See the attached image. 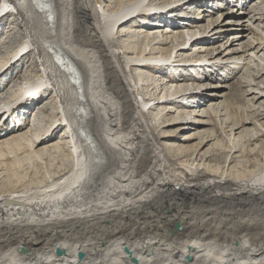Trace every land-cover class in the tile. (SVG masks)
<instances>
[{
	"label": "bare ground",
	"instance_id": "6f19581e",
	"mask_svg": "<svg viewBox=\"0 0 264 264\" xmlns=\"http://www.w3.org/2000/svg\"><path fill=\"white\" fill-rule=\"evenodd\" d=\"M155 1L0 0V21L14 15L22 36L14 44L12 28H0V36L6 35L0 45L9 50L0 51L2 87L12 80L2 76L28 56L37 68L33 76L27 70L17 72L18 85H7L6 90L0 86V122L19 110L24 119L33 110L50 111L52 119L38 134H32L36 126L25 128L20 121L11 129H0V264H264V149L256 156L259 160L252 158L255 149H248L250 139L264 137L259 128L264 129V123L258 128L252 124L254 134L247 130L254 119L264 117L263 82L253 83L254 66L237 79L243 101L238 111L221 92L213 91L208 96L212 98L194 104L192 95L197 92L181 95L185 89L177 82L182 80H168L164 84L170 85L162 88L164 80L155 77L156 71L141 76L144 70H167L177 61L184 62L183 67L206 66L200 64L205 59L196 55L181 59L198 45L208 56L216 51L207 49L212 40L199 38L196 29L212 27L210 35L228 37L241 26L239 14L264 29V0H225L235 9L224 13L220 12L224 0H210L218 3L219 15L208 16L205 26L192 17L183 24H171L165 17L166 25L153 24L157 31H143L141 26L140 47L133 49L130 45L139 38L128 23L137 18L144 23L155 6L177 3ZM205 1L185 0L169 15L184 5L200 8ZM164 26L167 32L162 34L158 28ZM258 30L249 37L231 35L223 52L228 60L246 56L248 63L256 62V75L263 77L264 36ZM167 35L178 41L176 47L162 49L173 43L170 38L167 42ZM184 35L189 40L182 43ZM243 38L246 41L237 43ZM235 43L238 47L229 48ZM211 60L223 61L216 55ZM155 88L157 94L152 93ZM218 88L228 87L210 85ZM186 95L192 98L188 104L181 102ZM48 97L51 107L43 102ZM217 98L222 100L212 103ZM151 102L155 104L149 106ZM207 102L208 108L200 109ZM257 103L261 107L255 110ZM186 108L193 110L184 114ZM165 111L170 114L158 124L157 117ZM220 116H228L223 118L224 128L217 123ZM174 125L181 131L203 130L190 135L198 136L191 146L168 144L163 149L153 133L161 126L160 137L169 140L175 131L169 127ZM211 141L215 142L207 146ZM100 182L105 184L98 187Z\"/></svg>",
	"mask_w": 264,
	"mask_h": 264
},
{
	"label": "rangeland",
	"instance_id": "374dc122",
	"mask_svg": "<svg viewBox=\"0 0 264 264\" xmlns=\"http://www.w3.org/2000/svg\"><path fill=\"white\" fill-rule=\"evenodd\" d=\"M158 1V2H157ZM163 0H156L153 4H156V3H160V2H162ZM165 1H168V0H165ZM173 1H176L177 3H174ZM183 1H185V0H182V1H178V0H172V2L173 3H171V4H166V5H162V6H165V8H168V9H166L165 10V8H163V7H161V6H155L154 7V9H152V13L149 15V14H147V16L145 17V18H147L146 19V21L144 22V23H142L140 20H139V18H137L136 19V21L137 22H135V23H128L127 25L129 26V27H132V29H131V31L133 30H135V32H133V34L135 35V39H137V38H139L138 39V41H137V44H135V46H134V44L132 43L131 45H130V47H133V49H139L138 47H140V42H141V38L142 37H138V31L139 30H141L140 29V27L141 26H143V27H141V28H143V31H146V29H144V28H152V30H155V31H157L156 29H154V27H153V24H155V23H162L161 25H166V24H164V18L165 17H167V18H169L170 19V23L171 24H178V23H180V24H183V23H181V22H183V21H186V20H189V17H192V18H196V19H199V20H201V22L199 23V25H206V21H207V17L208 16H213V17H216V16H218L219 14L217 13V10H216V8L218 9L219 7L217 6V2H215V3H212L210 0H207V1H205V4H203L204 6H202V7H197V6H187V5H184L182 8V10H180V11H178L176 14H180V13H183L184 14V17H181V16H177L176 14V16L175 15H169V12L170 11H174V10H176V8H177V10H178V8L180 7H176V5H178V3H182ZM187 1V0H186ZM225 1V0H224ZM253 1V0H252ZM254 1H258V0H254ZM148 2V0H146V2H145V4ZM229 2V1H228ZM184 3V2H183ZM250 3V2H249ZM107 2H105V5L107 6ZM191 3H188V5H190ZM246 4H248V1H247V3ZM109 5H111L110 7H112L113 5H114V3L113 2H110V4ZM108 5V6H109ZM240 6H242L243 4L241 3V4H239ZM182 6V5H181ZM191 7H193V8H191ZM229 7V8H228ZM246 8V7H245ZM244 8V9H245ZM235 8H233V6L232 5H230V6H226V1L224 2V4H223V7H221V10H220V12H222V13H224V12H231V10H234ZM229 10V11H228ZM239 12H241L242 10H238ZM150 12V11H149ZM236 13V11L233 13V14H235ZM156 15L157 16V18L155 17V19L154 18H152L153 17V15ZM152 15V16H151ZM216 15V16H215ZM187 16V17H186ZM202 16H204V18H202ZM238 16V18L237 19H239V24L241 25V26H236L235 27V29L234 30H231V32L228 34L229 36V38L228 37H226V36H219V35H210L208 32L212 29V27L210 28V29H205L204 27H202V28H198V29H196V31H195V33L197 34L198 32L200 33V34H198L199 35V38H200V36L203 38H207V39H210V40H212L211 42H210V44L209 45H207V49H208V47H215L214 49L216 50L214 53H213V55H210V56H208V54H207V52H202V51H200V50H198V47H201V46H197L194 50L195 51H189L188 53H186V54H184L183 55V57H181V59H187V58H192V57H195V55L197 56V58L198 57H200V58H204L205 60H204V62L203 63H201L200 62V64H205L206 66H203V67H197V66H185V67H183V65L182 64H184V62H179V61H177V62H172V67H170L169 69H167V70H158L157 68H155V69H152L151 71L149 70V71H147V70H144L143 72H141V76L142 77H145L147 74H150V75H152L155 71V74H157L155 77H157L158 76V78L159 77H161V79H163L164 81H163V84H162V88L166 85V84H168V83H166V84H164L165 82H167L168 80H173V79H175V80H182V81H179V82H177L178 84H177V86L178 85H183V89H185V90H183V91H181L180 93H181V95L182 94H186V93H188L187 95H189V93H192V91H196L197 92V94H195V95H192V96H194L195 97V99H193L194 101V104H197L198 103V101H200L201 99H203V98H207L208 96H209V94H212L213 93V91H218V93H222V95H226L227 97H225V99L227 100V101H230V102H232L231 103V105L232 104H236V106H235V110H241L240 109V107H242L241 105L243 104V101H242V98H241V92H240V90H239V88H238V80L240 79V77L242 76V72H243V70L244 69H246V68H248L249 66L251 67H253V69L254 68H256V66H255V64H256V62H252V60H251V63H248V59H246L247 57L245 56H243L242 58H239L238 60H233V59H231V60H228L227 58H228V55L227 56H224L225 55V52H223V50L230 44V42H231V35L233 36V37H236V36H240V35H242V34H244V35H246V37H249L251 34V32H255L256 30H258L259 28H260V30H264L263 28H262V26H263V24H255V25H257V26H255V25H252V23L253 22H249V21H247V19H248V15H245V14H239V15H237ZM15 17H14V15L12 16V15H9V17L7 18V19H3L2 21H0V28L2 27V26H4V27H10V28H12V33L13 32H15V35H14V39H13V42H14V44H17L18 42H19V40H21L20 38H22V36H21V34L20 33H18L19 31H18V27H17V24H16V21H15ZM154 19V20H153ZM203 19V20H202ZM221 20V19H220ZM242 21V22H241ZM154 22V23H153ZM141 23L143 24V25H141ZM166 23V22H165ZM148 24V25H147ZM151 24V25H150ZM146 25V26H145ZM152 26V27H151ZM181 26V25H180ZM183 26H185V25H183ZM251 28V29H250ZM118 29V27H116L115 28V30H114V32L113 33H116V30ZM158 29H160L161 31H162V34H164L165 33V31L167 32V28L164 26V27H160V28H158ZM250 29V30H249ZM138 30V31H137ZM168 30H171V28H168ZM247 30V31H246ZM249 30V31H248ZM251 30H253V31H251ZM137 31V32H136ZM155 31H153V32H155ZM121 32V30L119 29V33ZM204 32L206 33V34H204ZM238 33V34H234V33ZM242 32V33H241ZM260 32H262V31H259L258 30V33H260ZM249 33V34H248ZM260 34H262V36H264V33H260ZM197 35V36H198ZM118 36V35H117ZM116 36V37H117ZM5 37H6V35H4V34H1V36H0V41L1 40H4L5 39ZM115 37V38H116ZM163 37L165 38L166 36L165 35H163ZM163 38V39H164ZM167 38H168V40H167V42H170L171 40L173 41V43H171V44H169V45H166L165 47H162V49H167V48H170V46L171 45H173L174 47H176V45H178V41H174V39L171 37V36H169V35H167ZM169 38H170V41H169ZM218 38V39H217ZM229 39V40H228ZM118 40V39H117ZM120 40V39H119ZM188 40H189V37H187L186 35H184V39H183V41L181 40V42L183 43V42H188ZM244 41H246V38H243V39H240V40H238V42L237 43H242V42H244ZM237 43H235L234 44V46H232V47H229V48H236V47H238V46H236V44ZM220 44L222 45V47H220ZM227 44V45H226ZM8 45V44H7ZM214 45V46H213ZM1 46V45H0ZM5 45L3 46H1L0 47V51H1V53H3V54H6L9 50L7 49V50H5ZM151 47H152V45H151ZM167 47V48H166ZM203 47H206V46H203ZM150 48V47H149ZM113 49H115V53L117 52V53H119L120 52V50H118V48H114L113 47ZM201 49H205V48H201ZM216 55V57H219V58H221V61L222 62H215V60L213 61V60H211L214 56ZM241 55V53H239V54H235V56L237 57V56H240ZM249 55V54H248ZM249 56H252V58H253V60H256L255 58H254V56L253 55H249ZM123 58L124 57H122L121 58V54H120V56L118 57V61H120V64H121V62L123 61ZM223 58V59H222ZM180 59V58H179ZM176 60V59H175ZM178 60V59H177ZM208 60V61H207ZM24 63L20 66V65H16L12 70H10V71H8L6 74H4L2 77H5V76H7V77H10L12 80L10 81V82H6L5 84H4V87H2L3 85H2V83H0V86L2 87V89H4L5 88V90L8 88V86L10 87L12 84L13 85H15V84H17L18 85V83L20 82V80H18L17 78H15V76L17 75V72H18V74H22V73H24L26 70L27 71H29V73L31 74V76H33V75H35L37 72H35V71H37V68L36 67H34V66H31L32 64V62H33V60H32V57L31 56H28V58H26L24 61H23ZM207 62V63H206ZM208 62H209V64H208ZM212 64H215L214 66L212 65ZM30 66L31 67H33V69H30ZM223 66H225L226 67V69H222L223 68ZM210 67H212V68H210ZM251 67V68H252ZM19 68V69H18ZM241 68V69H240ZM163 69V68H162ZM171 69H173V71L171 70ZM252 69V70H253ZM32 70V71H31ZM157 70H158V72H157ZM232 70V71H231ZM250 71V72H252L251 73V75H254V82L253 83H255V84H257V83H260V82H263V85L262 84H260L261 85V87L260 88H264V75H263V77H262V74H260V75H256L257 74V72H256V70L257 69H254V72L253 71ZM153 71V72H152ZM162 71V72H161ZM210 72V73H209ZM238 72V73H237ZM128 73V72H127ZM237 73V74H236ZM15 74V75H14ZM224 74V75H223ZM230 74H231V77L232 78H229V76H230ZM233 74V75H232ZM217 75H219V76H217ZM240 75V76H239ZM14 76V77H13ZM124 76L127 78V74H124ZM195 76V77H194ZM206 76V77H205ZM227 77L229 78V79H227ZM238 77V78H237ZM165 78V79H164ZM205 78H208L207 79V81H205ZM236 78V79H235ZM189 79H190V81H189ZM212 79V80H211ZM238 79V80H237ZM183 80H184V82H183ZM186 80H188V81H186ZM196 81V82H194V81ZM263 80V81H262ZM15 81H17V82H15ZM186 81V82H185ZM162 82V81H161ZM9 83V84H8ZM11 83V84H10ZM198 83H200V85H203L202 87L203 88H201V90H198V89H194V88H197L196 87V85L198 84ZM189 84V85H188ZM190 84H192V86H194V87H192V86H190ZM205 84H206V86H208V87H206L205 86ZM208 84H210L211 85V87H214L215 85H226L228 88H226V89H222V88H218V89H210V85H208ZM8 85V86H7ZM168 85H170V84H168ZM187 85H188V87H187ZM254 85V84H253ZM259 85V86H260ZM190 86V87H189ZM1 87H0V89H1ZM152 87H154V86H152ZM187 87V88H186ZM136 88H139L140 89V84H138V86L137 87H134V94H136ZM157 88H159V86L157 87ZM157 88H155L153 91H152V93H156L158 90H157ZM175 88V83L172 85V90ZM191 88V89H190ZM206 88V90H204ZM188 89H190V90H188ZM227 90H229V91H227ZM185 91V92H184ZM190 91V92H189ZM240 93V94H239ZM157 94V93H156ZM180 95V94H179ZM178 95V96H179ZM186 95V99H183V100H181V102H183V103H185V104H188V103H190L191 102V100H192V98H188V96ZM207 95V96H206ZM142 96V95H141ZM178 96H176V97H178ZM208 98H212V96H210V97H208ZM141 98L140 97H138V100H140ZM174 99H176L177 100V98H174ZM10 100V99H9ZM50 97H48V98H46L45 100H43V102H44V104L45 105H47V107H49L51 104H50ZM222 100V98H217V100H213L212 101V103H219L220 101ZM4 104L3 105H5V104H7V101H4L3 102ZM261 103V102H260ZM260 103H257L255 106V110H257L256 108L258 107V108H260L261 107V104ZM155 103L154 102H151V104L149 105V106H152V105H154ZM167 104H171L172 105V103H167ZM208 102L207 103H204V105L203 106H201L200 107V109H206V108H208L207 106H208ZM38 105H40V104H38ZM259 105V106H258ZM19 107H20V105H19ZM51 107V106H50ZM171 108H172V106H170ZM21 108V107H20ZM35 109H37V107L35 108ZM221 109V108H220ZM233 109V111H235ZM264 108H261L260 110H263ZM193 110V108H186V111H185V113L184 114H186L188 111H192ZM237 110V111H238ZM157 111H158V109H155V110H153V113L154 114H156L157 113ZM174 110H172V112H173ZM195 111H198V108L195 110ZM23 112L24 111H22V112H20V110L19 111H16L15 112V114L14 113H9V114H11L10 116H9V114H7V115H5L4 116V118H3V120H2V122H0V129H11V127H14V126H17V125H19V121L20 122H22V123H25V125H24V127L25 128H29V126H31V125H33V126H36V131L34 132H32V134H38L40 131H44L47 127H48V123L50 124V121L52 120L51 119V115H50V111H38V114H35L36 112L33 110V111H31L30 113H29V115H28V117L26 118V119H24L23 117ZM196 113H198V112H193L192 114H196ZM250 113V112H249ZM166 114H170V112L168 113L167 111H165V112H163V113H161L158 117H157V122H158V124H159V122H160V119H162ZM172 114V113H171ZM224 114V111H222L221 113H220V115L222 116ZM251 114H252V112H251ZM174 116L176 115V114H173ZM219 115V114H218ZM217 117L216 118V120H217V123H218V125L219 126H223L222 128H224L225 126H226V124H224V119L225 118H227L228 116H225V117ZM192 117H194L193 115H192ZM187 118H189V117H187ZM197 118V117H196ZM220 118V124H219V119ZM224 118V119H223ZM222 120H223V123H222V125H221V122H222ZM6 121V122H5ZM147 121L149 122V124H150V120L148 119V117H147ZM2 123H3V125H2ZM5 123V124H4ZM152 123V122H151ZM253 123H255L256 124V128H258L261 124L260 123H264V117L263 118H258L257 120H253L252 121V123H251V125H248V131L250 130V134H254V132H251L252 130H253V127H252V124ZM29 125V126H28ZM185 125V123L184 124H181V126H184ZM4 126V127H3ZM47 126V127H46ZM179 125H174V126H172V127H169V128H174L173 130H175L174 131V133H172V135L170 136V139L169 140H167V139H162L160 136H161V132H160V130H161V126L159 127V128H157V130H155L154 131V133H153V135L155 136V138L160 142V144H161V146L163 147V149H164V147H166L168 144H171V145H173V146H177V145H182V146H191L192 144H195V143H197V141H198V136H196V137H191L190 135H192V134H197L198 132H202V130H203V128H200V129H195V128H191V129H187V130H183V131H181V130H179V129H177V127H178ZM263 132L261 133V134H264V129L262 128V127H259ZM166 129V131H167V128H165ZM165 129H162V130H165ZM37 130H38V132H37ZM40 130V131H39ZM168 130H171V129H168ZM224 130V129H223ZM226 131L228 130V129H225ZM41 132V133H42ZM40 133V134H41ZM62 133V131L60 130V131H58V133H57V136H59L60 134ZM227 134H229V133H227ZM258 134H260V133H258ZM225 135V134H224ZM233 137L234 136H231L230 138H231V142H232V139H233ZM236 137V136H235ZM255 138V137H254ZM220 139V138H219ZM228 139V137H226V140ZM237 139H235V141H236ZM246 140H248V139H246ZM250 144H249V146H248V149L250 150H254V153H252V154H254V155H252V158H255L254 160H257L258 158L256 157L258 154H261V151L264 149V137H258L255 141H252L251 139H250ZM215 142V141H214ZM214 142H210V143H208V145L207 146H209L210 144H212V143H214ZM207 146H205V147H203V149H201V152L202 151H204L206 148H207ZM21 156H24V154H22ZM20 156V157H21ZM26 159V158H25ZM259 160V159H258ZM45 162H47L48 163V161H47V159H45L44 160ZM256 162H258V161H256ZM205 164H206V162H205ZM207 166V165H206ZM200 168H202V165H201V167ZM41 176H43V174H40L39 176H38V179H40L39 177H41ZM103 178H104V180H103V182H106V179L105 178H107V176L105 175V176H103ZM37 178H36V180H34V179H32V180H34V182H33V184L35 183V181H37L38 180ZM26 182V184L28 183L27 181H28V179L26 178V180H25ZM103 182H100V183H98L99 184V186L98 187H101L102 185H104L105 183H103ZM24 183V184H25ZM33 187V189H34V187L35 186H31V188ZM181 215V216H180ZM182 217V214H179V218H181ZM177 225H179V224H177ZM180 226V225H179ZM84 227H86L85 226V224L83 225V228ZM174 230H176V229H174ZM183 230V229H182ZM184 231V230H183ZM107 241H109V240H107ZM51 243V242H50ZM52 245L54 244V243H51ZM53 246H55V244L53 245Z\"/></svg>",
	"mask_w": 264,
	"mask_h": 264
},
{
	"label": "water",
	"instance_id": "95a60500",
	"mask_svg": "<svg viewBox=\"0 0 264 264\" xmlns=\"http://www.w3.org/2000/svg\"><path fill=\"white\" fill-rule=\"evenodd\" d=\"M79 89H80V88H79ZM79 94H81V93L79 92ZM175 228H176L177 230H180L181 227H180L179 225L176 224V225H175ZM126 252H127L128 254H130V251H129L127 248H126ZM58 254H59V255H62V254H63V251L58 250ZM80 257L82 258L83 255L81 254ZM133 260L136 262L135 259H133Z\"/></svg>",
	"mask_w": 264,
	"mask_h": 264
}]
</instances>
